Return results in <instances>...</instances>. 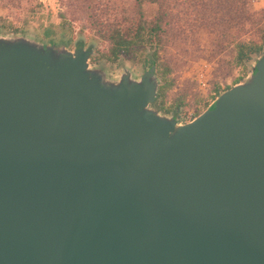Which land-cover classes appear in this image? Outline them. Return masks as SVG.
<instances>
[{"label":"water","instance_id":"water-1","mask_svg":"<svg viewBox=\"0 0 264 264\" xmlns=\"http://www.w3.org/2000/svg\"><path fill=\"white\" fill-rule=\"evenodd\" d=\"M156 82L0 34V264H264V53L185 122Z\"/></svg>","mask_w":264,"mask_h":264},{"label":"rangeland","instance_id":"rangeland-1","mask_svg":"<svg viewBox=\"0 0 264 264\" xmlns=\"http://www.w3.org/2000/svg\"><path fill=\"white\" fill-rule=\"evenodd\" d=\"M187 3H189L187 0L175 1L171 10L173 20L167 26L162 48L158 51L159 60L170 67L169 76L175 85L166 93L164 102L156 106H159L158 112L166 115L174 113L178 118L180 113L189 111L191 119L221 91L232 86L236 78L239 77V81L243 80L255 57L246 66L234 65L232 58L234 29L228 30L230 36L224 37L223 41H217L215 33L198 27L199 24L192 20ZM142 9L149 17H153L157 12L155 4L145 3ZM247 10L258 24L264 23V0H247ZM136 17L133 0H0V25L17 28L19 32L15 34L32 35L37 41L49 38L58 41L62 36L82 37L92 42L95 53L98 51L97 55L107 76L117 75L124 66L129 67L135 74H140L149 66L143 65L142 58L120 57L114 62H109L99 56L106 50L108 44L98 38L95 29L106 30L113 23L127 25ZM247 28L245 36L257 39V29L249 26ZM0 34L4 32L0 31ZM145 53L148 55L149 50L146 49ZM89 63L98 67L96 63ZM203 63L210 71L208 81L210 94L206 100L200 97L194 79L196 68ZM157 81L160 84L158 77ZM180 92L185 93L186 104L176 111L163 112L171 98Z\"/></svg>","mask_w":264,"mask_h":264},{"label":"trees","instance_id":"trees-1","mask_svg":"<svg viewBox=\"0 0 264 264\" xmlns=\"http://www.w3.org/2000/svg\"><path fill=\"white\" fill-rule=\"evenodd\" d=\"M177 0H133L137 17L127 25L113 23L106 30L95 29L98 38L107 42V48L100 53L106 61L114 62L118 58H142L143 65L153 67V74L159 79L154 104H162L166 93L175 85L169 76L170 67L159 60L158 51L162 48L167 26L173 20V5ZM185 0H181L184 2ZM192 20L198 27L206 28L217 35V41L230 36L228 30L234 29L232 35L233 64L246 66L252 58L264 49V23L258 24L247 10V0H187ZM155 4L157 12L153 17L146 16L142 6ZM257 29V39L246 37V27ZM4 34L18 33L17 28L0 25ZM218 27V29H217ZM23 33V32H20ZM218 43V42H215ZM149 50L146 55L145 50ZM236 78L234 83L239 81ZM184 92L177 93L163 112L176 111L184 102Z\"/></svg>","mask_w":264,"mask_h":264},{"label":"flooded vegetation","instance_id":"flooded-vegetation-1","mask_svg":"<svg viewBox=\"0 0 264 264\" xmlns=\"http://www.w3.org/2000/svg\"><path fill=\"white\" fill-rule=\"evenodd\" d=\"M39 42L44 47L47 45H51L55 50H59V49L63 48V49H67L69 51H76L80 55H82L83 57L87 58V60L89 62L96 63L98 65L97 69L100 72L105 73V68L103 67V64L100 63L101 62L100 57H98V55H97L98 51L95 53L94 49H93L94 45H92V42L86 41L82 37L71 38V37H63L62 36V38H60L58 41H55L54 39L49 38V39H39ZM156 83H157V87H158V85H159L158 81ZM156 92H157V88H156ZM148 107H150L151 109H153L157 112L160 111L159 106L158 105L156 106V104H154V100L148 102ZM169 115L172 116L174 120L179 119L174 113H171Z\"/></svg>","mask_w":264,"mask_h":264},{"label":"built area","instance_id":"built-area-1","mask_svg":"<svg viewBox=\"0 0 264 264\" xmlns=\"http://www.w3.org/2000/svg\"><path fill=\"white\" fill-rule=\"evenodd\" d=\"M205 65L206 64H202L200 67H197L196 70H195V82H196V85H197V90L200 94V97L203 99V100H206L207 99V96L210 94L208 92V88H209V78H210V71L208 69L205 68ZM190 113L189 111L187 112H182L179 114V119L178 121H181V122H185V121H188L190 118Z\"/></svg>","mask_w":264,"mask_h":264}]
</instances>
